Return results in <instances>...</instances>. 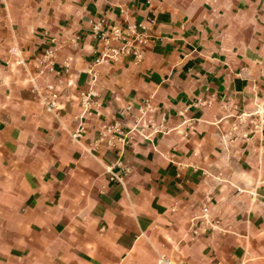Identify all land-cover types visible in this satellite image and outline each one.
Instances as JSON below:
<instances>
[{
    "label": "crops",
    "instance_id": "1",
    "mask_svg": "<svg viewBox=\"0 0 264 264\" xmlns=\"http://www.w3.org/2000/svg\"><path fill=\"white\" fill-rule=\"evenodd\" d=\"M101 17L153 18L140 62L89 71ZM263 96L264 0H0V264H264V140L231 131Z\"/></svg>",
    "mask_w": 264,
    "mask_h": 264
},
{
    "label": "built area",
    "instance_id": "2",
    "mask_svg": "<svg viewBox=\"0 0 264 264\" xmlns=\"http://www.w3.org/2000/svg\"><path fill=\"white\" fill-rule=\"evenodd\" d=\"M148 21V23L146 22ZM144 21H126L124 23L108 22L105 17H101L93 23V29L96 38L100 43L98 54L94 59L89 71L94 74L93 66L97 63L106 60H115L121 55H130L135 62H140L144 57V51L147 43L151 40V25L153 18ZM55 41V37H52ZM12 53L18 55L17 61L22 64H27V59L21 56L19 49L16 46L11 47ZM57 49L48 47L37 58L34 65L37 68V73L44 75L47 73H60L56 67ZM95 77V76H94ZM33 78V77H32ZM47 93L42 94L43 102L48 110L55 111L59 108L60 92L53 82L46 83ZM39 93L40 90H38ZM92 88L83 89L80 91L79 97L81 104L85 109H88L92 103ZM149 108H153L150 102H147ZM110 130H119L115 124L109 127ZM231 131L243 138H250L259 135L261 140H264V96L258 99L254 106L250 109H243L235 115L231 123ZM85 128L83 125L76 127L70 131V137L74 141H80L84 136ZM208 206H204V224H199L194 233L198 234L208 230L210 220L208 216ZM158 264H180L171 256L160 253L158 256Z\"/></svg>",
    "mask_w": 264,
    "mask_h": 264
}]
</instances>
